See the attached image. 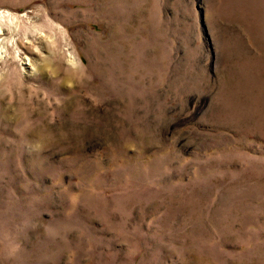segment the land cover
Segmentation results:
<instances>
[{"label": "rangeland", "instance_id": "obj_1", "mask_svg": "<svg viewBox=\"0 0 264 264\" xmlns=\"http://www.w3.org/2000/svg\"><path fill=\"white\" fill-rule=\"evenodd\" d=\"M0 31L16 264H264V0H0Z\"/></svg>", "mask_w": 264, "mask_h": 264}, {"label": "clouds", "instance_id": "obj_2", "mask_svg": "<svg viewBox=\"0 0 264 264\" xmlns=\"http://www.w3.org/2000/svg\"><path fill=\"white\" fill-rule=\"evenodd\" d=\"M21 255H23V250L18 243L12 240L7 223L0 221V258L8 261V264H16Z\"/></svg>", "mask_w": 264, "mask_h": 264}, {"label": "bare ground", "instance_id": "obj_3", "mask_svg": "<svg viewBox=\"0 0 264 264\" xmlns=\"http://www.w3.org/2000/svg\"><path fill=\"white\" fill-rule=\"evenodd\" d=\"M0 33H2V31H0ZM1 47V46H0ZM1 49L3 50V48L1 47ZM0 49V55H1V53H3L2 52V50ZM2 57V56H1ZM32 64V63H31Z\"/></svg>", "mask_w": 264, "mask_h": 264}]
</instances>
